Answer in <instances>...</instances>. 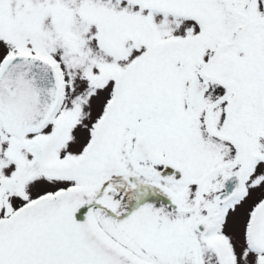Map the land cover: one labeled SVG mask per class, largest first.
<instances>
[{"label":"snow or ice","instance_id":"snow-or-ice-1","mask_svg":"<svg viewBox=\"0 0 264 264\" xmlns=\"http://www.w3.org/2000/svg\"><path fill=\"white\" fill-rule=\"evenodd\" d=\"M0 264H264V0H0Z\"/></svg>","mask_w":264,"mask_h":264}]
</instances>
